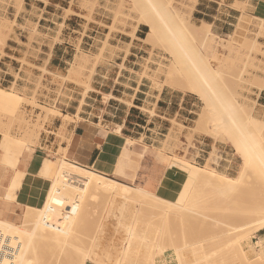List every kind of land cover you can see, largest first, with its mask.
Here are the masks:
<instances>
[{
  "label": "rangeland",
  "instance_id": "rangeland-1",
  "mask_svg": "<svg viewBox=\"0 0 264 264\" xmlns=\"http://www.w3.org/2000/svg\"><path fill=\"white\" fill-rule=\"evenodd\" d=\"M80 1L83 2V6L89 7L92 10L96 6H102L107 15L113 19L111 30H116L117 24L123 25L126 28H130L132 31L135 30L139 25H146L148 22L150 23V21L156 25L158 24L157 34L153 35V37L149 39L148 32L150 28L146 25L147 29L142 36L143 39L139 40L141 45L147 50L145 53V58H143L142 61L146 68H149V64L153 65L154 71L152 74L154 78H157L158 88H161L162 86H168V73L172 61H174L175 58L174 53L177 54V49L174 45H172L170 41L171 39L169 38L166 29H164V27L158 23L155 16L146 9L145 0ZM196 1L197 0H158V2L162 4L170 5L171 9L178 13V17H176L175 13L173 14L172 18V22L174 18L176 19L175 23L173 22V26H175V28L181 31L183 29L191 31L192 33H190L193 36H197V41L188 39L186 45L190 47L194 46L197 50L204 54L212 66L220 72V75L217 79L218 92L222 97L233 99L232 101L241 110V117L246 123L249 122H247L249 117H251V119L252 117L253 119H256V122L248 124V129H251L252 131L261 129V139L264 143V129L260 127V125H264V107L259 106L258 102L256 101L257 93L264 89V6L261 4V2L264 0L260 1L258 8L253 9L254 12L250 15L244 12L239 20L235 22V25L228 28L227 33H217L214 34L215 36L206 35V28H204L202 24L194 18L193 12ZM100 3L102 5H100ZM246 4L247 3H241L238 6L243 11H245ZM9 7L16 10L17 13H20L23 11V0H0V53L2 56H5L3 52V46L5 45L4 42L6 40L4 38L7 39L9 37L8 33L12 30L13 25L15 24L11 23L9 19V13L7 11V8ZM71 12L72 11L69 10V13ZM193 25H196V27L193 28ZM229 35H231L232 38L229 37ZM3 39L5 41H3ZM259 48H263V50L259 51ZM92 61H94L95 65L99 64L101 61V56L81 54L80 57H76L75 61L69 64L66 75L58 74V78L61 81L60 84L72 81L78 82L79 79L86 77L87 79L91 78L94 74V70H91L88 76L85 75V72L87 70V64L91 63ZM0 89L6 91L12 96L14 95V97L17 98L20 103V105H18L19 107H16L17 110H10L7 108H4L6 109L4 110L2 109L3 106L0 105L2 106L0 107V118L3 119L1 120L2 124H0V133L2 135L0 149L3 151V153L4 150L7 149L9 150L10 154H12V157L14 156V158H8V161L3 160L1 163L7 166L15 164L14 166L16 167L20 161L18 157L23 154L26 148H30L31 144L36 143L35 138L39 135L38 133L40 129V123L43 120L42 113L45 112L46 114H53V111L46 106H41L37 102L39 88L35 91V94L31 98H29L28 95L22 91V89L16 87L15 85L8 86L7 82L3 83L1 80ZM181 92L188 91L181 90ZM195 97L197 98L196 106L194 108V112L191 114V120H188L187 127H184L182 124L178 125L179 133L182 134V137L177 138V145L171 152L169 159L174 157L183 158L191 166L194 168L196 167V169L204 171L216 169L228 178L238 177L243 163L240 154L237 153L234 145L229 141L223 132L216 131L214 128V118L212 113L205 110L206 105L203 100H201L197 95H195ZM35 108H39L40 111H36ZM170 137L171 135L169 138ZM197 139L209 141L211 144H213V150L210 154V159L206 163H198L194 160V158L190 159L187 156V148L194 147V143ZM183 140H186L187 143H184ZM183 150L186 155H183ZM222 154L225 155L222 156ZM16 155L18 157H16ZM225 156L233 160L232 166L227 167V165L224 164V158H226ZM57 158L62 157L52 158L38 155L34 156V158L30 160L31 164L35 167L34 173L28 171V168L30 167L29 165H27V167H25L23 170L16 169L14 177L17 179H20L24 182L26 176H29L26 180V183L27 186H31L33 198L35 197L31 204L28 203V199L26 200L27 202L23 201L22 199H17L15 201L5 200L3 198V194L5 190H7V194L5 196L7 197L10 185L6 189V187L0 183V203L13 202L21 204L20 209L17 212L12 210L10 216H4L6 219L17 224H21L25 222V218H29L28 213L30 209L28 210V208H30L31 205L37 201L38 196L41 194L40 189L48 187L52 181L50 174L41 173V170L44 168L47 159L53 160V169L56 170V167L60 163V161H57ZM36 173H41V176L36 175ZM181 180L184 179H169L168 187L170 192H168L166 195L168 201L166 200L165 202L163 198L159 197L156 200L157 205L159 204V207L156 204L149 207L146 206L147 208L144 209H149L148 211L144 209L137 211L138 217L136 218L135 216V220H138L136 222H134L135 220L132 221L129 219L130 223L131 221L132 223H136L135 225L131 223L130 226L136 228L135 230L137 231V239L135 238L136 242L134 239V251L137 249L135 252L138 254L133 251V254L128 256L125 255L124 245L127 240V234L125 233L127 232L124 233V228L121 230L122 227L126 228V226L123 225L125 221L122 223V226L119 225L124 219L119 220L118 216H115L111 214L110 211H108V209L110 210V203L112 206V201H105V198L103 199L99 196L98 200L95 198L90 201V206L93 207V211L92 207L89 206V208L91 209V212L94 213L93 215H96V213L97 215L96 217H93L91 213L92 217L90 216V221L87 219L88 223L86 222L85 226L81 229L82 234L80 233L81 237L83 238L74 240V242L76 241L74 246H71L68 251L65 252V254L63 252H61V254L59 249L57 250V248L54 246H44L42 243H36L35 246L37 250L35 251L36 253L33 257V264H59L60 261L63 264L62 259L64 260L67 257H70L71 259L67 258L64 264H77V260L79 259L78 257H80V254H82L83 249L86 251L95 252L97 247L102 248L101 250H103L107 245H109V249L113 253V257L117 258L118 264H126L128 263L127 260H130V262L131 260H136V264H212L215 262L216 258L217 263L219 262V264H226L227 261L229 262L230 260H227L226 256L230 257L231 253L223 256H220L219 253L223 249L228 248L232 249V255L236 259L243 260V250L247 258H250H248L250 262H255L256 259L260 258L262 260V262L259 261L260 264H264V226H262L264 225V167L260 165V163L255 164L251 169L250 177L245 186L236 194L232 195L230 199L231 202L229 199H227L225 203L224 200L220 198L219 195H217V190L202 186H195L194 189L189 187V189L186 188L190 186L189 183H186L188 184L186 186ZM190 184L191 186L193 185L192 183ZM182 186H186L185 189H183ZM26 188H24L23 184H18L14 188L13 193L19 194L17 193L18 191L22 189L26 190ZM25 190H22L24 191V194ZM191 190H195L194 193ZM35 191H37V194ZM157 191L159 193L162 191L161 186ZM190 195L191 198L189 197ZM210 195L213 197L211 198ZM42 198L43 197H40L39 200H42ZM190 199L194 202V204L189 203ZM228 200L230 203H227ZM102 203L104 204L102 205ZM105 203H107V205ZM181 204L183 207L186 205L187 209L185 208L178 212V210H180ZM155 206L157 210H155ZM164 208L167 211L169 210L171 217L169 220L162 219V222V217L160 218V215L162 211H164ZM150 209L152 210L153 214ZM158 209H162V211ZM188 209H190V211H188ZM254 210H258V212L253 213ZM157 211H159L160 215L156 217L155 215L158 214ZM180 214L181 216H179ZM98 215L101 217H98ZM147 215L149 218H151L152 215L155 218L152 217L149 220ZM182 216L184 217L183 219H186L185 222L188 223H185L184 220L181 219ZM105 217L108 219L106 220ZM146 217L148 219H146ZM143 220L144 222H148V224L142 222ZM191 221H194L192 222L193 226ZM201 221L203 225L201 224ZM111 222L113 225H116H112L115 228H113L111 224L109 226V223ZM128 222H126V224H128ZM154 222L157 226L154 224ZM104 224L106 225L105 231L103 232L105 234L104 237H102L103 235L101 233V225ZM196 224L198 226H196ZM146 225L151 226L147 227ZM144 226H146V228ZM182 226L185 228L183 227L182 229ZM203 226L204 228H202ZM117 227L118 230L120 228V232L116 230ZM122 232L124 235L119 234ZM98 235H100V238H98ZM244 236L246 238H243ZM259 239L262 243V246L260 247H258ZM17 241L18 240H15V242ZM20 241L25 242V237H21ZM147 254H149L148 257ZM141 256L143 258L145 257V259L147 258V260H143V258L140 259ZM137 258H139V262L137 261ZM251 259L254 260L251 261ZM216 262L214 264H216ZM259 262L255 264H259Z\"/></svg>",
  "mask_w": 264,
  "mask_h": 264
},
{
  "label": "crops",
  "instance_id": "crops-1",
  "mask_svg": "<svg viewBox=\"0 0 264 264\" xmlns=\"http://www.w3.org/2000/svg\"><path fill=\"white\" fill-rule=\"evenodd\" d=\"M260 1L197 0L193 15L201 24H212L213 33L225 34L244 12L253 13ZM241 3H247L245 11L238 6ZM7 11L15 24L3 46L5 56L0 53V80L22 89L29 98L39 88L37 102L53 114L42 113L36 143L16 155L20 160L16 167L1 163L14 156L0 149V183L7 189L12 179L23 182L14 177L16 169L29 165L28 171L34 173L30 160L38 155L62 157L57 161L65 158L119 182L155 191L177 138L182 137L178 125L187 127L197 98L168 86L158 88L153 65L146 68L142 61L147 50L139 40L147 26L132 31L117 24L111 30L113 19L102 6L92 10L80 0H23L22 12L10 7ZM81 54L101 56L99 64H87L85 75L94 70L92 77L60 84L58 74L66 75L69 64ZM256 101L264 107V89ZM126 138L130 143L124 147ZM187 149L190 159L206 163L213 144L197 139ZM225 160L227 167L232 166V159ZM17 193V199L31 204V186L24 196L22 190ZM6 194L7 190L3 198L8 200ZM20 205L0 203V216H10Z\"/></svg>",
  "mask_w": 264,
  "mask_h": 264
},
{
  "label": "bare ground",
  "instance_id": "bare-ground-1",
  "mask_svg": "<svg viewBox=\"0 0 264 264\" xmlns=\"http://www.w3.org/2000/svg\"><path fill=\"white\" fill-rule=\"evenodd\" d=\"M171 1H173V0H171ZM145 2H146V9L149 12H151L155 16V18L157 19L158 23L162 27H164V29H166V32H167L169 38L171 39L170 41H171L172 45H174L177 49V54L174 53L175 54L174 55L172 53L175 56V58H174V61H172V64L170 66V70L168 69L169 70V73H168L169 76L167 78L168 79L167 85L173 89H176V90H182V91H188V92L194 93L201 100L204 101V103L206 105L205 110H207L208 112H211L213 115L214 128L216 129V131H221L227 136V138L234 145L237 153L240 154V156L243 160L242 168H241L239 176L235 177V178H228L223 173L219 172L216 169H211L210 171H204V170L196 169V167L194 168L188 162H186L185 159L174 157L171 159H167L168 163H167L165 175L163 177L164 180L162 179L161 182L159 183L157 189L155 191H152V190H149L145 187H141V186H137V185L136 186L135 185H129V184L119 182L115 178H111V177L101 175V174L95 172L94 170L83 168L82 166H78V165L74 164V162L73 163L69 162L66 159L60 160L59 165L56 167V170H54L53 169V164H54L53 160L47 159L44 168L41 170V173L50 174L52 181L48 187L40 189L41 194L39 196L37 195L38 196L37 201H35V203H33L31 205V207L28 208V210L30 209V211L28 213L29 218H25L26 220L24 223L17 224L13 221H9L8 219H6L3 216H0V264H33V257L36 253L35 251L37 250L35 244L38 242L44 244V246H54L57 248V250L59 249L60 253L63 252L65 254V252H67L71 246H74V243L76 242V241L74 242V240L83 238V237H81V234H82L81 229L85 226L87 219H89L88 221H90L91 213H92L93 217H96L97 213H96V215H93L94 213L91 212V209L89 208V206H90V201L95 199V198H97V200H98L99 196L102 197L103 199L105 198L104 199L105 201H108V200L112 201V206L110 203V210L108 209V211H110L111 214L118 216L119 220L124 219V220H122L121 224H119V225L122 226V223L125 221V223H123V225L126 226V228L122 227L121 230H123V228H124V230H123L124 233L127 232V233H125V234H127V238L125 237L126 235L124 236L127 239L126 243L124 245V248H125V255L128 256L130 254H133L134 245H135L134 239L137 237L136 236L137 231L135 230L136 228L130 226V224L132 223L133 220H135V216H136V218L138 217L137 216L138 210H142V209L147 208L149 206H152L154 204L157 205L156 200L159 197L163 198L166 202V200H167L166 195L168 192H170L169 191L170 189L168 187V181L170 178H182V179H184V180H181V181H183V184L185 183V185L187 186L188 184H186V183H189V185H190L188 187L185 186L186 188L190 187V188L194 189L195 186L196 187L202 186L205 188L210 187L214 190H217V195H219V197L222 198L224 200V203H225L227 199L230 200L233 194H236L238 191H240L245 186L246 182L248 181V179L250 177L251 169L253 168V166L255 164L260 163V165H262L264 167V143L262 142V139H261V133H262V132H260L261 129L257 130V131H252L251 129L250 130L248 129V124L252 123V122H256V119H253V117L251 119V117H249V120H247V122L248 121L249 122L246 123L245 120H243L241 117V114H242L241 110L232 101L233 99L232 98L228 99V98L222 97L220 95V93L217 90V79L220 75V72L218 70H216L212 66V64L209 62V60L205 57V55L202 54L199 50H197L194 46L190 47V46L186 45V42H188V39H193V40L197 41V36L196 37L193 36L191 34L192 33L191 31H187L185 29H183L181 31V30H178L177 28H175V26H173L174 25L173 22L175 23L176 19L174 18L175 20L173 19V22H172V18H173V14H175L176 12L171 9L170 5L162 4V3L158 2V0H145ZM261 4L264 6V1H262ZM177 14L178 13L175 14L176 17H178ZM179 21H181V20H179ZM146 25L150 28V30L148 32V38L151 39L153 37V35L158 33V27H157L158 24L156 25L150 21V23L148 22V24H146ZM202 26L204 28H206V32H205L206 35L215 36L214 35L215 33H213V31H212V24H210L206 21V22L202 23ZM194 27H196V25H193V28ZM229 37H231V35H229ZM4 39L6 40V38H4ZM4 39H3V41H5ZM4 44H5V42H4ZM262 50H263V48H259V51H262ZM0 105L3 106L2 109L7 108L10 110L11 109L17 110V108L19 107L18 105H20V103L17 100V98L14 97V95L12 96L9 93H7L6 91L0 89ZM2 106H0V107H2ZM240 107H241V105H240ZM241 109H243V108H241ZM4 110H6V109H4ZM54 112L57 113V111H54ZM1 120H3V119L0 118V124H2ZM3 126H4V124H3ZM263 126L260 125V127L264 129ZM9 127H10V125H9ZM127 142L130 143L128 138L125 139L124 147H125ZM40 174L36 173V175H40ZM47 177H48V175H47ZM21 183L23 184L24 188L29 187V185L27 186L26 183H24V182H21ZM21 183H20V181H18L16 179H12V182H11L10 187L8 189L9 191H8V195H7L6 199L11 200V201L17 200V198L19 197L20 194H14L13 190L18 184L22 185ZM190 183H192L193 185L191 186ZM160 186L162 188V191L159 193L157 190ZM182 187H183V189H185L184 186H182ZM22 190H25V189H22ZM36 190H38V189H36ZM194 191H192V192L194 193ZM23 192L24 191H22V193ZM35 193L37 194V191H35ZM22 196H24V193L22 194ZM40 197H43L42 200H39ZM189 197L191 198V195ZM212 197L213 196H211V198ZM102 198H100V199H102ZM33 199H35V197ZM195 199H197V198H195ZM229 200L227 203L231 202V200H230V202H229ZM189 203L194 204V202L191 199L189 200ZM103 204L104 203H102V205ZM105 204L107 205V203H105ZM100 206H101V203H100ZM166 206H168V205H166ZM90 207H92V206H90ZM104 207H106V206H104ZM94 208H96V207H94ZM185 208L187 209V206L185 205V207H183V205L181 204L180 210H178V212H180L181 210H183ZM203 209H205V208H203ZM144 210H147V209H144ZM155 210H157L156 206H155ZM158 210L162 211V209H158ZM92 211H93V207H92ZM97 211H98V209H97ZM188 211H190V209H188ZM151 212H152V210H151ZM157 212H158V214L154 213V214H156L155 215L156 217L158 215H160L159 211H157ZM255 212H258V210H254L253 213H255ZM181 213H183V212H181ZM212 213H214V212H212ZM152 214H153V212H152ZM142 215H143V212H142ZM170 215L171 214H170L169 210L167 211L164 208V211H162L160 218L162 217L161 220L162 219H168L169 220L171 217ZM179 216H181V214ZM98 217H101V216L98 215ZM152 217H153V215H152ZM148 218H149V216H148ZM148 218L146 217V219H148ZM151 218H149V220ZM153 218H155V217H153ZM183 218L184 217L182 216L181 219H183ZM107 219L108 218H106V220ZM129 219L132 220L131 223H130ZM144 219H145V217H144ZM156 219H158V218H156ZM204 219H205V217H204ZM137 220H135L134 222H136ZM183 220L185 222L186 219H183ZM157 221H159V220H157ZM126 222H128V224H126ZM142 222H144V220ZM162 222H163V220H162ZM192 222H194V221H191V224H192ZM144 223L148 224V222H146V221ZM176 223H177V221H176ZM185 223H188V222H185ZM105 224L101 225V229H102L101 233L103 235L102 237H104V234H105V233H103L105 231V227H106ZM110 224H111V226L113 225L112 222L109 223V226H110ZM132 224L135 225L136 223H132ZM154 224H155V222H154ZM201 224H202V221H201ZM182 225H184V224H182ZM113 226H116V225H113ZM136 226H138V225H136ZM146 226H144V227L146 228ZM150 226L151 225H149L147 227H150ZM192 226H193V224H192ZM196 226H198V225L196 224ZM262 226H264V225H262ZM183 227L184 226H182V229H183ZM113 228H115V227H113ZM202 228H204V226ZM205 228H207V227H205ZM116 230L118 232H120L119 231L120 228L118 230V227H117ZM199 232H200V230H199ZM99 234H100V232H99ZM119 234L124 235L123 232L119 233ZM99 236L100 235H98V238H100ZM188 236H191V235H188ZM21 237H25V242L20 241ZM243 238H246V237L244 236ZM136 239H135V242H136ZM15 240H18V241L15 242ZM147 243H149V242H147ZM258 243H257L258 247L262 246L260 239H259ZM240 247L242 248L241 245H240ZM254 247H256V246H254ZM101 249L102 248L97 247L95 252H90V251H86L83 249L82 254H80L79 255L80 257H78L79 259L77 260V264H87V263L118 264L117 258L113 257V253L109 249V245H107L103 250H101ZM135 251H137V249ZM151 251H152V248H151ZM151 251H150V253H151ZM231 251H232V249L228 248V249H223L219 253L220 256L227 255V254L231 253L230 257L226 256L227 260L230 259L229 262L227 261L226 264H255L259 261L262 262V260L260 258L256 259L255 262L253 261L254 259L253 260L251 259V261H253V262H250L249 261L250 258L249 257H248L249 259L247 258V256L243 252V250H242L243 260L236 259L232 255ZM145 252H149V251H145ZM260 253H261V251H260ZM136 254H138V253H136ZM149 254H147V257ZM143 255H145V254H143ZM261 257H263V256H261ZM67 258H65L64 260L62 259L63 264ZM139 258H137L138 262L140 261V260H138ZM142 258L143 257L141 256L140 259H142ZM221 258H220V260L222 261L223 258L222 259ZM58 259H59V257H58ZM114 259H116V260H114ZM144 259H145V257L143 258V260ZM145 260H147V258ZM216 261H217V258L215 259V262ZM127 262L128 263H126V264H136L137 263L136 260H134V261L131 260V262H130V260H127ZM215 262H213L212 264H214ZM260 262H259V264H260ZM144 263H145V261H144ZM147 263H150V262H147ZM59 264H62L61 261L59 262ZM216 264H219V262L218 263L216 262Z\"/></svg>",
  "mask_w": 264,
  "mask_h": 264
},
{
  "label": "built area",
  "instance_id": "built-area-1",
  "mask_svg": "<svg viewBox=\"0 0 264 264\" xmlns=\"http://www.w3.org/2000/svg\"><path fill=\"white\" fill-rule=\"evenodd\" d=\"M223 155H225V154H222V156H223ZM225 157L228 158L227 156H225ZM224 162H227V160H225V158H224Z\"/></svg>",
  "mask_w": 264,
  "mask_h": 264
}]
</instances>
